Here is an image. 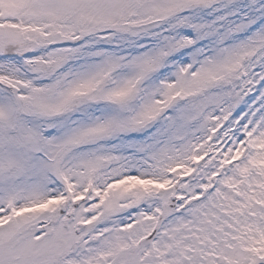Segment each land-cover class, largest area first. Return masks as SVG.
<instances>
[{"label": "snow or ice", "instance_id": "1", "mask_svg": "<svg viewBox=\"0 0 264 264\" xmlns=\"http://www.w3.org/2000/svg\"><path fill=\"white\" fill-rule=\"evenodd\" d=\"M0 264H264V0H0Z\"/></svg>", "mask_w": 264, "mask_h": 264}]
</instances>
